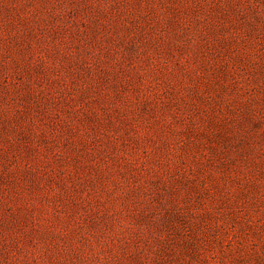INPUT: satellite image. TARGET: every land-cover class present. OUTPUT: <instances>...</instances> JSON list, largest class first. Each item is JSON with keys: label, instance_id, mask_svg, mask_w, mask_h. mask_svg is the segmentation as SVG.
Wrapping results in <instances>:
<instances>
[{"label": "rangeland", "instance_id": "rangeland-1", "mask_svg": "<svg viewBox=\"0 0 264 264\" xmlns=\"http://www.w3.org/2000/svg\"><path fill=\"white\" fill-rule=\"evenodd\" d=\"M0 264H264V0H0Z\"/></svg>", "mask_w": 264, "mask_h": 264}]
</instances>
